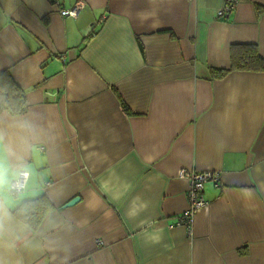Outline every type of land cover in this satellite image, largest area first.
<instances>
[{
    "label": "crops",
    "instance_id": "crops-1",
    "mask_svg": "<svg viewBox=\"0 0 264 264\" xmlns=\"http://www.w3.org/2000/svg\"><path fill=\"white\" fill-rule=\"evenodd\" d=\"M223 4L0 0V72L26 101L0 111V264H264V71L212 73L234 44L264 57V0ZM182 168L219 174L190 233ZM39 194L31 228L14 210Z\"/></svg>",
    "mask_w": 264,
    "mask_h": 264
},
{
    "label": "trees",
    "instance_id": "trees-1",
    "mask_svg": "<svg viewBox=\"0 0 264 264\" xmlns=\"http://www.w3.org/2000/svg\"><path fill=\"white\" fill-rule=\"evenodd\" d=\"M232 70L264 71V57L252 43L234 44L230 51V65L227 68L212 69L214 75H223ZM26 109L23 90L15 83L8 70L0 72V111L21 114ZM52 208L44 194L22 200L15 213L31 228H36L45 214Z\"/></svg>",
    "mask_w": 264,
    "mask_h": 264
},
{
    "label": "built area",
    "instance_id": "built-area-1",
    "mask_svg": "<svg viewBox=\"0 0 264 264\" xmlns=\"http://www.w3.org/2000/svg\"><path fill=\"white\" fill-rule=\"evenodd\" d=\"M240 0H224L223 6L217 11V17L222 18L230 13L237 6ZM80 4L76 3L70 8L59 9V14L62 16H75L78 14ZM178 177L187 181L186 199L187 208L178 217L176 224L183 225L188 233L191 232L194 215L196 211L206 205V200L203 196V188L206 182L212 181L218 184L219 174L216 171H196L193 169H179ZM28 178L27 171H20L18 176L11 181L9 191L11 194L23 192ZM98 243L99 240H97Z\"/></svg>",
    "mask_w": 264,
    "mask_h": 264
},
{
    "label": "clouds",
    "instance_id": "clouds-1",
    "mask_svg": "<svg viewBox=\"0 0 264 264\" xmlns=\"http://www.w3.org/2000/svg\"><path fill=\"white\" fill-rule=\"evenodd\" d=\"M111 183H112L111 176L108 179L101 180L100 182L101 190L108 191ZM163 234H164L163 228H158L154 231H150L149 229H144L142 232V236L144 237V242L146 244H152V245L161 243L163 240Z\"/></svg>",
    "mask_w": 264,
    "mask_h": 264
},
{
    "label": "water",
    "instance_id": "water-1",
    "mask_svg": "<svg viewBox=\"0 0 264 264\" xmlns=\"http://www.w3.org/2000/svg\"><path fill=\"white\" fill-rule=\"evenodd\" d=\"M79 198L78 197H73L72 199H70L68 202H66L64 204V206H69V205H72L74 204Z\"/></svg>",
    "mask_w": 264,
    "mask_h": 264
}]
</instances>
